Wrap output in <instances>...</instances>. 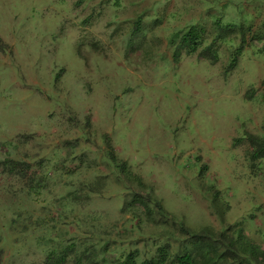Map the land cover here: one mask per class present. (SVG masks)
I'll use <instances>...</instances> for the list:
<instances>
[{
  "label": "rangeland",
  "instance_id": "1",
  "mask_svg": "<svg viewBox=\"0 0 264 264\" xmlns=\"http://www.w3.org/2000/svg\"><path fill=\"white\" fill-rule=\"evenodd\" d=\"M218 18L242 24L238 54V26L212 43ZM263 20L264 0H0V264H43L54 236L176 251L183 237L133 193L193 230L239 226L263 245L264 160L252 164L247 143L264 135V41L251 33ZM192 25L201 42L187 53L171 37ZM211 43L214 62L201 54ZM7 160L23 163L8 171ZM25 163L44 171L48 202L26 192ZM71 191L81 227L38 208Z\"/></svg>",
  "mask_w": 264,
  "mask_h": 264
},
{
  "label": "trees",
  "instance_id": "2",
  "mask_svg": "<svg viewBox=\"0 0 264 264\" xmlns=\"http://www.w3.org/2000/svg\"><path fill=\"white\" fill-rule=\"evenodd\" d=\"M214 23L217 30V37L213 39L212 43L217 39H225L226 35L234 31L237 26L239 27L241 42L239 48L236 50V53L238 54L241 51V46L245 44L242 24H237L235 22L222 23L219 18ZM251 33L253 39L264 41V20L260 26ZM175 39H179L180 41L178 49L184 48L187 53H193L201 42V34L198 28L195 25H192L183 31L175 32L171 37V42L173 44L175 43ZM212 43L206 46L201 54L204 58L214 62L217 58V51ZM260 52L264 54V46ZM177 53L178 50L176 47L175 55ZM237 54L232 56L228 67H233ZM247 143L251 148L248 157L252 164H254L256 160H264V135H248ZM107 145L110 161L121 172L134 177L133 180L142 187L144 184L141 178L136 175L133 176L132 172L128 171L126 162L116 158L117 155L115 149L108 141ZM21 162L18 160L5 161L8 171H13L15 167L21 165ZM22 165H24L22 175L28 177L29 183L26 192L33 197L38 198L42 203L43 199H45L42 195L45 189L42 182V177H44L42 174L44 171L41 170L42 172L40 174V172L38 173L36 170L31 171L28 164L25 163ZM97 182L88 186L87 193H98L96 189H98L99 183ZM77 197V191H71L58 199H53L50 205L42 204L38 208L41 210L43 209V213H46V211L49 210V212H56L57 217L63 219L65 224H71L73 227L74 225L81 227L86 223V218L81 215L78 216L74 211V202ZM131 197V205L140 204L148 219L152 217L151 212L155 210L160 219V222L157 223L158 225L165 226V223H169L171 224L170 228L183 237L181 243L177 245L178 249L176 251L172 250L169 240L163 244L157 245L155 252L145 257H142L143 254L136 249L125 250L120 248L121 246L109 248L107 242L99 243L98 240L95 242L96 245L93 244V247L97 246L98 248L93 251L91 250L92 248L90 249L87 246L84 247V243L76 235L68 239L67 242L60 239L58 236H54L45 242L46 244L43 250L45 257L43 264H63L66 260H69V258L72 259L73 264H264V240L263 245L255 244V242L245 236L241 227L236 226L232 229L227 227V229L219 232H215L210 228L196 231L186 226L183 220L170 215L163 209L158 200H146L140 194L134 193ZM46 201L48 202V200ZM150 201H152V205ZM72 212L74 214L70 219L68 214L71 215ZM133 217L135 218L136 216ZM21 218H24L23 214H15L10 220V226L16 229L17 225L22 224L21 221L24 220ZM36 219V221L29 222L28 231L35 229L38 226H43L40 223L41 218L37 217ZM137 224L138 222H134L133 226L137 227ZM73 234L74 231L71 232V235Z\"/></svg>",
  "mask_w": 264,
  "mask_h": 264
}]
</instances>
